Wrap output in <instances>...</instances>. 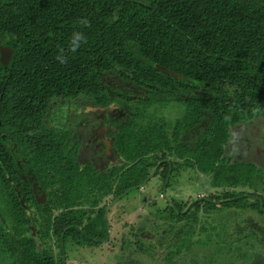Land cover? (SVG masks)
<instances>
[{
    "label": "trees",
    "instance_id": "trees-1",
    "mask_svg": "<svg viewBox=\"0 0 264 264\" xmlns=\"http://www.w3.org/2000/svg\"><path fill=\"white\" fill-rule=\"evenodd\" d=\"M6 48L13 54L8 66L0 57V253L10 264H63L68 243L98 247L109 236V204L138 191L155 168L162 194L190 169L222 189L217 201L264 214V170L224 157L230 128L264 117V0H0V56ZM169 103L181 111L172 120L162 113ZM67 104L95 108L107 121L119 165L106 171L78 161L66 116H55ZM110 107L121 112L110 118ZM171 203L157 224L166 225L164 242L175 239L165 260L176 264L193 247L191 228L178 223L214 204L195 201L185 212ZM259 237H237L246 250L237 258L250 262ZM143 238L139 251L152 249ZM217 239L216 256L234 252Z\"/></svg>",
    "mask_w": 264,
    "mask_h": 264
},
{
    "label": "rangeland",
    "instance_id": "rangeland-1",
    "mask_svg": "<svg viewBox=\"0 0 264 264\" xmlns=\"http://www.w3.org/2000/svg\"><path fill=\"white\" fill-rule=\"evenodd\" d=\"M161 107H157L156 116H160ZM66 116L64 126L73 132L72 139L74 142L85 147L90 139V132L81 126L82 121L86 120L91 114L90 108L79 107L77 104H67L57 110L55 116L61 114ZM104 111V110H101ZM111 118L114 112L120 113V110L110 107L108 110ZM180 109L175 103H169L162 113L174 119ZM181 113V111H180ZM91 117V116H89ZM106 116V118H109ZM260 125V126H259ZM264 131V117L258 116L251 121L242 122L230 128L231 138L226 145L224 157L231 159L230 162L244 161L253 162L256 166L264 170V143L259 147L255 146L252 140H260ZM78 133L79 136H75ZM247 139V140H246ZM192 140V139H191ZM249 142V143H248ZM97 150L101 153L102 145L96 144ZM258 147V151L254 148ZM110 151V150H109ZM90 149H85L79 157V162L84 164L88 162L94 166H99L96 157H93ZM110 156V155H109ZM108 156V157H109ZM117 162V161H116ZM108 163L105 170L112 169L117 163ZM86 163V164H88ZM120 164V161L118 162ZM149 178L146 180L148 181ZM161 176L150 179L145 185L139 187V190L133 189L111 202L106 210V216L109 225V239L107 238L98 247L94 248H77L68 243L66 246L65 263L66 264H169L166 262L167 253L174 251L170 246L174 242L173 237H168L167 242L163 233L166 225L159 223L158 220L167 216L164 211L167 210V203L172 205V201L178 202L187 212L194 200L201 204L205 198L213 201L214 206L209 208V212L202 209L189 212V214L178 223V227L186 229L191 228L192 236L190 243L193 247L189 253L183 250L175 259L176 264H204L201 261L205 257L214 256L222 264H264V214L255 213L245 207L243 210L234 209L230 201H217L216 198L221 194L222 189H214L210 186L208 177L199 175L192 170H180L178 175H173L167 192L162 194ZM236 193H244L252 196L253 190L247 187L235 189ZM259 194V193H258ZM256 196V195H255ZM250 198V200H254ZM258 196V195H257ZM107 203V202H106ZM169 219V218H168ZM157 226V227H156ZM180 230V229H179ZM254 232L259 235L258 242L254 248L248 249L252 259L240 260L237 258L238 250L243 253L244 243L238 244L236 238L246 236V233ZM220 234V239L228 241L235 248L230 254L221 253L216 256V242ZM33 236V235H32ZM34 237V236H33ZM137 237L151 239L148 251L141 252L136 245ZM142 240L143 248H148V242ZM209 239V245L206 247L196 246V242H206ZM163 242V243H162ZM57 254L55 247L48 248ZM238 249V250H237ZM226 250V249H225ZM244 250V251H243ZM224 251V250H223ZM194 254V255H193ZM193 255V256H191ZM227 256V257H226ZM231 260H234L233 262ZM0 264H10V261L0 253Z\"/></svg>",
    "mask_w": 264,
    "mask_h": 264
},
{
    "label": "flooded vegetation",
    "instance_id": "flooded-vegetation-1",
    "mask_svg": "<svg viewBox=\"0 0 264 264\" xmlns=\"http://www.w3.org/2000/svg\"><path fill=\"white\" fill-rule=\"evenodd\" d=\"M91 110H92L91 111L92 116L86 118V120H84V122L82 121V123H81V126L82 127H85L84 129H87V131L90 132V139L87 142L89 144L85 145V147L83 146V148H82L81 145H79L80 146V152L78 154V159H79L80 155L83 154V151H84V148H85V149H90L91 152H93L92 153L93 154V157H96L97 160L99 161V162H97L99 164V166H94V165L86 162L89 165H91V166H93L95 168H101L102 170H105V165H107L108 163H112V162L115 163L117 161L116 162L117 164L115 165V166H117V165H119L118 162L120 160L117 158L116 154L112 152L111 140L107 136V128H108L107 121L104 118H101V116L97 117V110L95 108H92ZM263 134H264V131H263ZM75 136H79V134L76 133ZM253 140H255V141L253 142ZM249 141L250 142H253V144H255V146L258 145L260 147L261 144L264 143V135L261 136L260 140H256L255 137H253L252 140H249ZM106 143H109V145H110V147H109L108 150H106V146H105ZM96 144L97 145L98 144H101L102 145L101 153L97 150ZM254 149L256 151H258V147H255ZM86 163L84 162V164H86ZM246 196L249 199L254 197V196H250V195H246ZM38 198H40V200H43V196H41V195L40 196L38 195ZM206 200H208V198H205V201ZM254 200H259V197L258 196H255ZM195 201L196 200H194L192 204H194ZM218 201L225 202V201H231V199H229V200H218ZM108 239H109V236H108ZM63 258H65V257L63 256Z\"/></svg>",
    "mask_w": 264,
    "mask_h": 264
},
{
    "label": "water",
    "instance_id": "water-1",
    "mask_svg": "<svg viewBox=\"0 0 264 264\" xmlns=\"http://www.w3.org/2000/svg\"><path fill=\"white\" fill-rule=\"evenodd\" d=\"M12 54H13V52H12V50L9 49V48H6V49H4V50L2 51L0 57H1V61H2V63H3L4 66H8V64L10 63V61H11V59H12ZM164 72L167 73V74H169V75H171V76H173V77H177V75H176L175 73L168 72V71H164ZM105 146H106V150H108L109 147H110L109 143H106ZM156 169H157V168H155V169L153 170V172L151 173V175L149 176V180L152 179V178L154 177V174H155ZM149 180H148V181H149ZM148 181L143 182V183L140 185V187H142L143 185H145V183H147ZM113 202H114V201H113ZM106 210H107V209H106ZM63 264H65V261H63Z\"/></svg>",
    "mask_w": 264,
    "mask_h": 264
}]
</instances>
